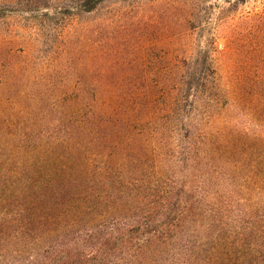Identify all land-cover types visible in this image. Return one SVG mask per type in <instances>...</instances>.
<instances>
[{
	"label": "trees",
	"instance_id": "trees-1",
	"mask_svg": "<svg viewBox=\"0 0 264 264\" xmlns=\"http://www.w3.org/2000/svg\"><path fill=\"white\" fill-rule=\"evenodd\" d=\"M119 1L0 0V264H264V12ZM38 59L73 66L21 128Z\"/></svg>",
	"mask_w": 264,
	"mask_h": 264
},
{
	"label": "rangeland",
	"instance_id": "rangeland-1",
	"mask_svg": "<svg viewBox=\"0 0 264 264\" xmlns=\"http://www.w3.org/2000/svg\"><path fill=\"white\" fill-rule=\"evenodd\" d=\"M151 1H153V0H123L122 2L120 0L116 5L108 4L107 7L104 10H102V12L98 13L97 17L98 16L101 17V16H103V14L104 15L107 14L109 16V13H112L113 10H116V13H120V14L126 13V12H131V16H132V14L135 15L137 13L138 16L141 17V16H144L146 14V11L141 10V8H142L141 6L146 7V5L149 3L148 5L150 7ZM147 11H149V9H147ZM263 12H264V0H245V3L241 4L239 6V8L235 12V14L238 17H246V16L252 15L254 13H263ZM153 16L154 17L152 19V22L156 23L158 18L155 14ZM113 29H115L114 25H110V24L106 23V30H107L106 33L107 34L112 35ZM22 31H24L23 37L25 39V44H23V45L29 49V47L31 45V41H32L30 39V37H31L30 31H28V30H22ZM13 38H14V36H12L11 39H13ZM186 44H187V40H182L181 36H179L177 38V41L175 43L176 46L174 49H176L178 52H180V56L182 55V53H186L183 51H187V49L189 50V47ZM226 44H227V40L225 38L219 39L218 45H219L220 50L225 51L226 50ZM167 49H169V48L168 47L166 48V46H165V49H163V52L159 53V50H158L154 53V54L160 55V57L163 61V62H161V63H163L161 66L167 65L166 63L169 61L168 59L170 57H169L168 53L171 51V49L169 51ZM26 54L29 56L28 60H30L32 53H29V51H27ZM145 56H147V53L145 54ZM147 58H150L149 59L150 62L155 61V58L152 55V53H150V57H147ZM166 60H168V61H166ZM148 63H149V61H148ZM216 64H217V67L219 69V73H220L221 77L223 78V80L226 83H228V81H230V78L233 77L234 74H233V70L231 68V64L229 63L227 57H225L224 53L218 54L216 56ZM46 66H47V64L45 61L38 59L36 61V66H34V68H29L28 75L26 74L27 80L34 82L33 88L28 89L29 93L26 92L25 95L19 96V98H17L16 100L10 101L8 103H2V106L6 107L8 109L9 114L13 115V112H15V115H16L15 117L19 118L20 121H22L21 125H20L21 128H23L25 125L33 126V125L38 124L39 123L38 122L39 116L35 117V113H32L31 116H29L27 118V115H23V113H21V112L18 113V110L21 109V103H20V105L16 104V101L22 100L24 107H25V105L26 106L32 105V107L37 106V105H35V102L32 100V96L30 94L35 93V92L38 94H42V95H46L47 93L48 94L54 93L53 89H48V87H46L47 76L52 75L53 77H55V81H56L55 84L57 86L61 87L63 81L59 75L68 77V75L71 73L70 68L73 65L66 64L62 68L61 74H60L59 70L53 69L50 71ZM73 69H74V67H73ZM150 71L152 73L150 75H152V77H153L152 69H150ZM56 93H57V91H55V94ZM47 118H49V117H47ZM49 121H51V120L49 119ZM32 129L34 131L36 130L35 127H32ZM37 129H38V127H37ZM4 153L6 155L10 154L9 151H6Z\"/></svg>",
	"mask_w": 264,
	"mask_h": 264
}]
</instances>
